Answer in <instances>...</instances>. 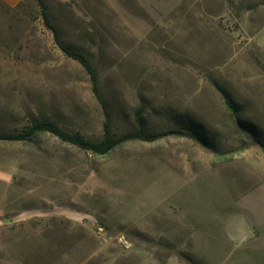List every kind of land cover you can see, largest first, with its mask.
Returning <instances> with one entry per match:
<instances>
[{"label":"rangeland","instance_id":"rangeland-1","mask_svg":"<svg viewBox=\"0 0 264 264\" xmlns=\"http://www.w3.org/2000/svg\"><path fill=\"white\" fill-rule=\"evenodd\" d=\"M262 2L0 0V131L51 120L96 140L105 112L122 135L139 111L163 134L106 157L0 141V264H264Z\"/></svg>","mask_w":264,"mask_h":264},{"label":"trees","instance_id":"trees-1","mask_svg":"<svg viewBox=\"0 0 264 264\" xmlns=\"http://www.w3.org/2000/svg\"><path fill=\"white\" fill-rule=\"evenodd\" d=\"M264 4V0H262ZM42 15L46 25L53 31L58 44L62 50L71 58L77 60L87 71L92 82V90L96 99L105 106L103 97L99 90V79L96 69L93 67L89 58L84 54H81L69 47H67L60 39L59 31L55 24L52 22L50 15L46 10H42ZM224 103L227 108L233 113L239 112V107L230 98L227 92L222 89ZM106 119L103 125V135L101 138L92 140L85 135L78 132H69L59 126L56 122L51 120H40L38 122L31 123L30 125L22 128L17 132L0 131V141L2 142H16V143H35L42 135H49L61 143H64L70 147L76 148L85 153H90L95 157H106L110 155L114 150L130 143V142H145L153 143L160 140L163 134L155 133L146 129L143 123V115L139 111L137 112V121L139 128L134 131H129L122 135H117L111 126V120L108 113L105 112ZM178 124L180 128L188 130L193 137L203 143L207 142L208 137L203 132V127L200 123L190 118L188 115L181 114L178 116ZM244 125L249 126L247 128L256 137L259 136L258 128L250 122H245Z\"/></svg>","mask_w":264,"mask_h":264}]
</instances>
